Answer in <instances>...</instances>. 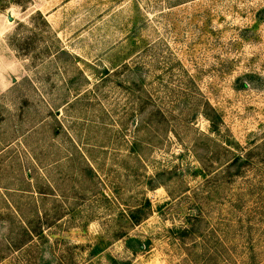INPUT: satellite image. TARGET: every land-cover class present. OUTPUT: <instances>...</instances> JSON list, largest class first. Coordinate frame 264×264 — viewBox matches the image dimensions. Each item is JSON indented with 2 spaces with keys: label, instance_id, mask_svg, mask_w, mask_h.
I'll return each mask as SVG.
<instances>
[{
  "label": "rangeland",
  "instance_id": "1",
  "mask_svg": "<svg viewBox=\"0 0 264 264\" xmlns=\"http://www.w3.org/2000/svg\"><path fill=\"white\" fill-rule=\"evenodd\" d=\"M0 264H264V0H0Z\"/></svg>",
  "mask_w": 264,
  "mask_h": 264
},
{
  "label": "trees",
  "instance_id": "2",
  "mask_svg": "<svg viewBox=\"0 0 264 264\" xmlns=\"http://www.w3.org/2000/svg\"><path fill=\"white\" fill-rule=\"evenodd\" d=\"M204 116L209 120L211 124L210 131L213 133H218L220 131V123H221V117L218 113V111L212 107L210 104H207V107L203 110ZM148 206H151V203L148 201ZM143 216H141V215ZM148 213L143 212L142 209L136 210V211H131L129 213V219L131 222V225H138L145 217H147ZM139 246H135V249L137 250Z\"/></svg>",
  "mask_w": 264,
  "mask_h": 264
}]
</instances>
